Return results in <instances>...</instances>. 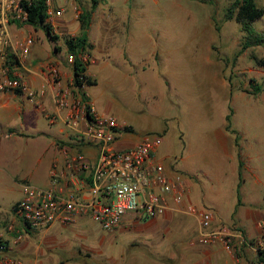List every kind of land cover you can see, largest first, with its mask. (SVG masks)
I'll use <instances>...</instances> for the list:
<instances>
[{
    "label": "rangeland",
    "instance_id": "1",
    "mask_svg": "<svg viewBox=\"0 0 264 264\" xmlns=\"http://www.w3.org/2000/svg\"><path fill=\"white\" fill-rule=\"evenodd\" d=\"M46 1L48 9L61 11L60 16L52 18L53 22L46 20L55 36L54 41H48V47L64 48V38L80 35L77 16L82 10L90 11L92 0ZM254 2L263 14L252 27L264 33V0ZM229 3L230 0H213L211 4L198 0H95L86 29L87 48L81 54L84 74L94 85L82 84L78 98L92 103L97 113L124 123L122 131L128 137L157 138V156L166 157L165 163L173 171L181 172L184 166L204 169V137L220 127L227 110L234 109L233 125L238 128H264V66L256 63L264 58V44L238 52L243 33L234 20L223 17ZM24 28L34 39L35 30L45 33L41 28ZM220 185L225 186L226 180ZM11 196L0 184V215L8 213L21 194ZM225 197L226 194L220 199L221 209L226 208ZM134 215L137 214L128 212L121 219ZM141 223L138 220L137 224ZM4 224L19 226L13 211ZM82 228V236L91 239L93 246L94 240L97 246L96 240L107 238L103 244L107 250L111 239L97 224L85 218ZM30 231L37 234L34 238L39 241L42 233L70 238L69 231L58 224ZM114 245L118 247L117 242ZM39 247L46 251L42 243Z\"/></svg>",
    "mask_w": 264,
    "mask_h": 264
},
{
    "label": "crops",
    "instance_id": "2",
    "mask_svg": "<svg viewBox=\"0 0 264 264\" xmlns=\"http://www.w3.org/2000/svg\"><path fill=\"white\" fill-rule=\"evenodd\" d=\"M24 27L27 26L11 28V34L24 36L28 33ZM34 36L27 63V82L33 89L43 86L44 95L30 100L20 94L0 92V184L10 197L14 193L20 195L26 184L47 187L49 169L56 166L64 170L66 157L80 153L92 163L96 156L94 147L73 143V131L64 124L65 111H58L52 101L56 88L67 93L68 101L77 100V92L82 93V85L73 86L65 47H48L50 39L46 33L35 30ZM48 63L56 65L60 72L56 86L48 83L41 69ZM229 111V126L234 133L225 129V116ZM48 116L53 118L51 122ZM234 118L235 111L230 108L220 127L212 129L204 137L206 152L203 154L206 157L201 161L204 169L184 166L178 172L185 187L181 206L193 204L211 210L213 225H221L245 241L233 240L238 264H264V255L247 244L255 239L264 240V128H238L233 125ZM234 136H237V149ZM138 140L139 137H128L122 133L115 146L130 147ZM157 153L156 159L166 170L173 171L172 166L165 163L166 157L159 158ZM64 172L66 176L60 184L61 189L64 190L65 185L86 196V171ZM196 175L204 181L203 184L199 183ZM223 180H226L225 186L220 185ZM212 185L215 186L214 191ZM225 194L226 208L221 209L223 203L220 199ZM17 201L12 202L8 213L0 215V240L8 246L7 254L22 264H232L220 244L198 245L193 239L197 220L174 210L141 221V228L137 227L140 225L135 215L121 219L112 233L103 231L111 239L107 250L106 244L103 248L107 238L96 240L97 246L94 240L93 246L91 239L82 236V219L88 218L82 213L73 222L58 225L69 231V239L61 234L53 238L42 233L43 238L39 241L34 238L35 232L31 233L30 229L23 231L19 225L14 226L20 230V240L15 242L14 232H10L4 222L9 220ZM40 243L46 246V251L39 247Z\"/></svg>",
    "mask_w": 264,
    "mask_h": 264
},
{
    "label": "built area",
    "instance_id": "3",
    "mask_svg": "<svg viewBox=\"0 0 264 264\" xmlns=\"http://www.w3.org/2000/svg\"><path fill=\"white\" fill-rule=\"evenodd\" d=\"M21 1L0 0V92L20 94L31 100L42 97L45 90L43 86L33 89L27 82V63L34 37L11 34V28L26 23L27 14ZM45 15L46 20L51 21L60 16L61 11L46 8ZM70 60L71 56L68 57ZM41 69L48 83L56 86L60 79L57 66L48 63ZM52 101L58 111H65L64 124L73 131V143L94 147L96 156L92 163H87L80 153L66 157L64 170L56 166L49 169L47 187L23 185L21 197L13 208L19 225L30 230L47 229L54 224H69L82 213L102 231L112 233L128 212H134L140 221H146L167 210L180 211L197 220L194 236L197 244H220L232 264H238L233 240L240 242L241 239V243L244 240L221 225H213L211 210L193 204L181 206L185 194L182 175L166 170L156 159L157 138L142 137L133 146L118 150L115 142L123 133L124 123H118L111 115L97 113L86 99L68 101L67 93L59 88L55 89ZM48 120L51 122L53 118L48 116ZM74 170L87 173L86 196L65 186L64 182L65 189L60 187L66 176L64 171ZM9 231L14 232L15 242L20 240L19 229L9 226ZM247 244L257 251L264 249L262 239ZM7 251L8 246L0 240V264H22Z\"/></svg>",
    "mask_w": 264,
    "mask_h": 264
},
{
    "label": "trees",
    "instance_id": "4",
    "mask_svg": "<svg viewBox=\"0 0 264 264\" xmlns=\"http://www.w3.org/2000/svg\"><path fill=\"white\" fill-rule=\"evenodd\" d=\"M204 4H211L213 0H198ZM21 5L26 12L25 26L37 29L41 28L46 33L47 37L51 40H55V36L50 33V28L46 25L45 10L47 8L45 0H31L29 2L22 0ZM95 7V0H92L91 9L89 12L81 11L77 16L79 22L80 35L76 37L64 38L63 45L66 53L72 57L71 71H72V83L74 87H80L82 84L89 86L94 85L92 81L84 74L85 63L81 60V54L87 48L86 45V29L89 25L90 13ZM263 10L255 5L254 0H230L229 5L224 11L225 20H234L243 33V41L240 45L238 52H242L247 48L260 46L264 44V33L255 31L252 27V23L262 16ZM256 63L260 66H264V58L257 60ZM231 111L225 116L226 131L234 133L229 126ZM234 146L237 147V136H234ZM14 208V207H13ZM259 253L264 255V249L259 250Z\"/></svg>",
    "mask_w": 264,
    "mask_h": 264
}]
</instances>
